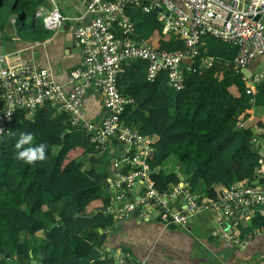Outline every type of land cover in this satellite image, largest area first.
I'll return each instance as SVG.
<instances>
[{
    "label": "trees",
    "instance_id": "16d2710c",
    "mask_svg": "<svg viewBox=\"0 0 264 264\" xmlns=\"http://www.w3.org/2000/svg\"><path fill=\"white\" fill-rule=\"evenodd\" d=\"M12 1L0 0V18L14 15L23 28L26 16H31L35 25L29 29L39 34L42 21L34 12L40 0ZM127 12L136 36L147 39L154 49L185 48L182 39L165 33L157 11L145 13L129 7ZM199 63L197 58L190 69L184 68L180 90L168 85L166 71L148 80L142 60L124 63L118 77L120 93L133 99L122 120L152 141L148 161L156 187L166 192L181 182L174 171L162 169L168 159L180 162V175L192 193L201 191L210 198L217 199L223 189L242 180L264 184V175L255 173L259 154L251 142L254 127H264V123L243 115L264 95V85L254 94L233 64L217 60L202 68ZM66 118V113L57 114L50 104L37 109L31 118L19 112L12 133L0 140V254H5L0 264H30L32 259L38 264H57L73 255L84 258L100 242L99 230L108 234L115 227L112 214L103 210L110 206L109 198H103L107 187L103 173H97L93 163L84 169L79 161L94 150L89 136L70 127ZM237 122L240 127H233ZM65 129L69 131L62 135ZM22 132L34 136L23 148L47 145L44 160L27 164L16 158L15 143ZM93 211L95 215L87 218ZM236 228L239 238L262 230L264 215L257 212L248 226ZM23 233L30 238H21ZM107 257L105 252L87 264H109Z\"/></svg>",
    "mask_w": 264,
    "mask_h": 264
},
{
    "label": "built area",
    "instance_id": "2783aa9c",
    "mask_svg": "<svg viewBox=\"0 0 264 264\" xmlns=\"http://www.w3.org/2000/svg\"><path fill=\"white\" fill-rule=\"evenodd\" d=\"M81 1L92 17L74 29L82 64L69 71L65 84L55 81L46 68L11 66L0 56V140L12 133L19 112L31 118L37 109L50 104L57 112L66 113L70 127L88 134L96 152L109 156L112 172L105 181L108 188L117 190L111 195L108 207L114 222L129 214L148 220L156 213L163 225L186 228L191 217L207 212L216 221L223 238L245 247L246 240L236 235L229 221L237 210H245L246 214L264 207V184L236 182L223 189L217 199L192 193L183 181L166 192L159 191L148 161L153 153L152 141L122 120L133 99L120 93L117 80L124 63L142 60L147 64L148 80L166 71L168 85L180 90L184 68L190 69L192 61L198 58L202 68L216 62L215 57L201 50L204 37L235 49L233 67L241 72L256 56L264 54V0ZM129 7L140 8L145 13L157 11L165 33L182 39L185 48L174 52L157 50L147 39L137 37L135 24L127 12ZM257 15L261 17L255 19ZM44 21L47 27L55 28L61 24L62 17L53 11ZM252 83H264V76L255 75ZM92 88L102 94L99 121L84 115L85 95ZM251 142L260 144L257 137H252ZM258 162L255 173L260 177L264 175V146ZM137 184L142 188L141 194L130 200L127 193ZM179 196L183 197V207L173 209L171 201ZM117 260L122 262L121 258Z\"/></svg>",
    "mask_w": 264,
    "mask_h": 264
},
{
    "label": "crops",
    "instance_id": "0c3cea01",
    "mask_svg": "<svg viewBox=\"0 0 264 264\" xmlns=\"http://www.w3.org/2000/svg\"><path fill=\"white\" fill-rule=\"evenodd\" d=\"M53 11L60 14L62 22L58 27L49 28L45 25L44 18ZM35 16L42 21V28L39 30V34L43 35L41 38L37 37L39 35L37 32L29 29V26L35 25V18L31 17L28 23L29 16H26V25L23 28L17 25L14 15L0 18V56H3L11 66L24 64L46 68L55 81L65 84L69 71L82 64L83 56L74 38V29L76 26L88 23L92 16L86 12L85 4L81 0H40L34 12ZM262 21L264 22V17ZM201 50L215 57L216 61L233 64L235 49L217 39L204 37ZM244 70L247 73H244ZM241 73L243 77H246L245 80L251 92L256 94L257 87L264 83L250 85V82L255 75L264 76V54L256 56ZM102 110V94L93 88L89 89L84 100L85 118L99 121ZM55 112L60 113L56 110ZM243 115L262 119L264 123V95H259L253 106L243 111ZM240 125V122L232 124L233 127H240ZM253 132V137L260 140L259 145L253 144L257 153L260 154L264 146V127H254ZM108 159L109 156L101 155L93 150L81 157L79 161L84 169H88L90 163H93L92 168L99 174L103 173L106 180L112 172ZM177 163L174 164L173 159H168L161 167L166 172L171 170L175 172ZM178 175L183 181L184 177L180 175V172ZM257 182L258 180L253 181V183ZM141 190L140 184H137L127 193L128 198L132 200L137 197L141 194ZM198 192L195 194L205 195L201 194V191ZM116 193V189L111 190L105 187L103 198L110 199L111 195ZM171 202L173 209H181L184 200L179 196ZM245 212V210H237L229 221L230 225L235 228L239 224L248 226L255 213L264 215V207L249 210L246 214ZM21 238L29 239L30 235L23 233ZM241 239L246 240L245 247L231 244L223 238L216 221L207 212L191 217L186 228L165 226L157 218L156 213L148 220H141L135 214H129L116 222L115 227L106 234L99 249L102 257L105 252L109 257L110 250H114L116 254L113 258L114 264H264V229H254L251 235ZM116 257L121 258L122 262Z\"/></svg>",
    "mask_w": 264,
    "mask_h": 264
},
{
    "label": "water",
    "instance_id": "95a60500",
    "mask_svg": "<svg viewBox=\"0 0 264 264\" xmlns=\"http://www.w3.org/2000/svg\"><path fill=\"white\" fill-rule=\"evenodd\" d=\"M261 16L260 15H257L255 16V19H259ZM244 73H247L245 70L243 71ZM65 133H67V129H65L62 133V135H64ZM179 164L180 162L177 163V167L175 169V173L178 175L179 174V170H178V167H179ZM180 179H182V177H180ZM104 211H108V208H104L103 209ZM95 215V211L91 212L89 215H86L87 218H91ZM99 233L101 234V240L100 242L98 243V247L94 248L91 252H89L84 258H79L77 257L76 255H73L71 258H61L59 263L57 264H87L89 262H92L96 259H98L100 256H101V253H100V247L102 246L105 238H106V234L103 233L101 230H99ZM115 251L114 250H110V254H109V257H108V262L109 264H114V261H113V258L115 256ZM7 257H9V254L7 253L6 254ZM0 257L1 258H4L5 257V254H0ZM15 258L17 260H20L21 257L20 256H15ZM23 264V263H22ZM30 264H38L36 260L32 259ZM125 264V263H123Z\"/></svg>",
    "mask_w": 264,
    "mask_h": 264
},
{
    "label": "clouds",
    "instance_id": "9594fccd",
    "mask_svg": "<svg viewBox=\"0 0 264 264\" xmlns=\"http://www.w3.org/2000/svg\"><path fill=\"white\" fill-rule=\"evenodd\" d=\"M34 136L30 132H22L19 134V139L15 143L16 158L24 161L27 164H33L38 160H44L45 149L47 145L40 143L34 147L23 148L24 145H30L33 142ZM23 149V150H21Z\"/></svg>",
    "mask_w": 264,
    "mask_h": 264
},
{
    "label": "rangeland",
    "instance_id": "374dc122",
    "mask_svg": "<svg viewBox=\"0 0 264 264\" xmlns=\"http://www.w3.org/2000/svg\"><path fill=\"white\" fill-rule=\"evenodd\" d=\"M30 21H31V16L28 17V23H30Z\"/></svg>",
    "mask_w": 264,
    "mask_h": 264
}]
</instances>
